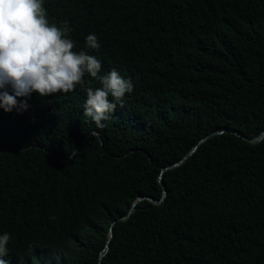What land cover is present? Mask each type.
<instances>
[{"label": "trees", "instance_id": "obj_1", "mask_svg": "<svg viewBox=\"0 0 264 264\" xmlns=\"http://www.w3.org/2000/svg\"><path fill=\"white\" fill-rule=\"evenodd\" d=\"M43 7L100 76L115 69L134 87L103 128L84 116L87 88L101 87L90 74L69 94L32 93L22 113L0 108L7 264H264V139L233 133L264 130V0ZM226 129L163 173L162 199L161 170ZM139 197L160 202L127 216Z\"/></svg>", "mask_w": 264, "mask_h": 264}, {"label": "clouds", "instance_id": "obj_2", "mask_svg": "<svg viewBox=\"0 0 264 264\" xmlns=\"http://www.w3.org/2000/svg\"><path fill=\"white\" fill-rule=\"evenodd\" d=\"M72 29L68 22L49 24L43 0H0V108L19 114L27 110L32 93L40 97L69 94L77 86L85 88L86 74L99 79L101 87L87 88L83 111L97 127L123 107L126 93L133 91L130 79L112 69L100 76L102 63L85 51H73L66 38ZM86 47L99 49L97 36L86 37ZM111 97V99H110ZM10 235H0V264H7Z\"/></svg>", "mask_w": 264, "mask_h": 264}, {"label": "water", "instance_id": "obj_3", "mask_svg": "<svg viewBox=\"0 0 264 264\" xmlns=\"http://www.w3.org/2000/svg\"><path fill=\"white\" fill-rule=\"evenodd\" d=\"M225 131H230V130H228V129H226V130H218V131H214V132L208 134L206 137H204L203 139H201L200 142L186 156H184L178 163H174V164H172L170 166L164 167L161 170V174H160V177H159V181H160L161 185L163 186V198L162 199H164L165 196H166V186H165V184L163 182V173L166 170L172 169V168L178 166L179 164H181L182 162L186 161L187 158H189L196 151V149L198 148V146L202 142L206 141L207 139H209L212 136H215V135H218V134H222ZM233 133L236 134L237 136L241 137L245 141L251 142V143H257V142H260V141H262L264 139V130L256 138H248L245 135H243L241 132H238V131H233ZM146 198L149 199L150 201L154 202V203H159L160 202V201H156V200H154V199H152L150 197H139V198H137L133 202L132 207H131V209H130V211H129V213H128L127 216H129L130 214H132V212L135 210L136 204L138 202H140L141 200L146 199ZM112 236H113V230H112V228H110L109 239L112 238ZM108 243H109V241H108ZM108 249H109V245L106 246V250H108ZM100 263H101V258H100Z\"/></svg>", "mask_w": 264, "mask_h": 264}]
</instances>
